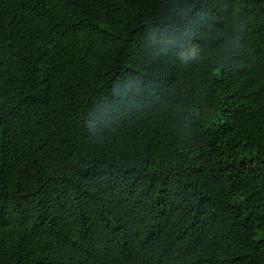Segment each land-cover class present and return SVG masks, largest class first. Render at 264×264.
I'll return each mask as SVG.
<instances>
[{"label": "trees", "instance_id": "obj_1", "mask_svg": "<svg viewBox=\"0 0 264 264\" xmlns=\"http://www.w3.org/2000/svg\"><path fill=\"white\" fill-rule=\"evenodd\" d=\"M0 264H264V0H0Z\"/></svg>", "mask_w": 264, "mask_h": 264}]
</instances>
